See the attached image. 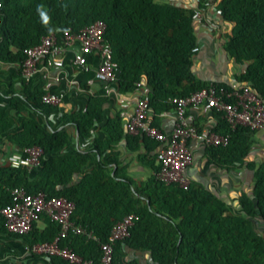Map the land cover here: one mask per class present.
Wrapping results in <instances>:
<instances>
[{
  "label": "trees",
  "instance_id": "16d2710c",
  "mask_svg": "<svg viewBox=\"0 0 264 264\" xmlns=\"http://www.w3.org/2000/svg\"><path fill=\"white\" fill-rule=\"evenodd\" d=\"M0 3V62L19 65L25 59V49L38 45L43 37L51 33L60 37L66 31L77 33L100 20L106 24L104 39L116 65L117 92L134 93L140 84L146 86L154 119L162 112L174 110L173 99L187 97L209 85L193 71L194 57L199 54L194 51L199 47L194 9L156 0ZM215 8L221 22L230 26L223 43L226 56L245 65L237 81L249 83L264 100V0H216ZM44 94L41 89L27 86L30 104L39 105ZM106 100L102 89L90 96L84 111L61 118L76 126L82 140L92 141L93 149L85 152L67 149L66 131H50L30 119L24 120L16 133L7 134L11 124L8 114L0 110V143L4 138L19 151L33 146L44 151L42 167L34 177L24 168H0V210L11 204L10 190L15 187H24L30 194L42 191L49 197H64L77 205L72 220L93 232L101 242L108 240L115 223L128 214H136L138 220L130 236L115 246L113 264H120L123 246L149 251L157 264H264V236L254 231L250 221L258 213L264 223V162L258 167L245 163L255 132L245 126L233 129L221 120L216 130L229 135L228 143L206 147L207 158L218 167L234 170L245 165L254 171L252 196H240L244 215H230L215 195L191 183L183 189L165 184L154 175L143 187L137 186L113 154L124 130L119 115L104 120ZM153 125L157 126L155 122ZM99 126L106 138L92 140ZM125 139L132 150L142 143L150 151L159 147L145 136L127 135ZM88 166L92 168L85 171ZM158 171L159 166L155 174ZM79 174L80 181L72 184L73 177ZM144 194L146 204H142ZM46 224L43 231L35 227L27 235L15 236L23 238L27 245L51 242L58 235L59 226L48 218ZM0 230L7 232L1 215ZM60 245L95 264L102 258L99 243L82 236L70 234ZM53 261L69 264L58 257Z\"/></svg>",
  "mask_w": 264,
  "mask_h": 264
},
{
  "label": "built area",
  "instance_id": "2783aa9c",
  "mask_svg": "<svg viewBox=\"0 0 264 264\" xmlns=\"http://www.w3.org/2000/svg\"><path fill=\"white\" fill-rule=\"evenodd\" d=\"M215 6L216 0H195L193 8L182 6L195 10L193 20L197 34L207 32L215 36L219 33L220 13ZM210 10L213 11L209 12ZM105 32L106 24L98 20L77 33L66 31L60 37L55 33L43 37L38 45L25 49V59L19 64L21 75L27 81L32 80L40 72L42 59L48 57L51 63H57L68 49L77 45L79 50L73 54V64L88 71V59L95 58V79L109 89L116 80V65L112 62L111 49L105 42ZM199 50L198 47L194 51ZM220 84L222 82L210 80L207 87L187 97L173 99L175 116L172 127L168 130L159 129L151 123L149 89L139 85V95L135 98L133 112L126 122L125 130L128 135L145 136L159 144L156 152L159 166V171L155 174L157 180L187 189L190 181L186 173L192 163V143L199 142L208 147L224 146L229 141V135L222 129L199 130L189 115L192 109L205 107L213 110L233 129L245 126L253 132L264 131V100L253 91L251 85L240 83L236 78L230 83H223L227 86ZM60 101L61 95L49 90L42 97V102L48 106H55ZM43 154L44 151L39 146L24 148L11 155L9 163L13 168L36 171L42 167ZM10 194L11 204L0 210L7 232L17 236L27 235L42 217L48 218L59 226L58 235L51 242L28 245L27 251L36 256L58 257L69 264H95L72 249L60 245L70 234L98 242L102 251L99 264H113L116 244L130 236V230L138 220L136 214L124 216L114 224L108 240L101 242L93 232H87L72 220L77 209L75 202L64 197H49L42 191L30 194L24 187L12 188Z\"/></svg>",
  "mask_w": 264,
  "mask_h": 264
},
{
  "label": "crops",
  "instance_id": "0c3cea01",
  "mask_svg": "<svg viewBox=\"0 0 264 264\" xmlns=\"http://www.w3.org/2000/svg\"><path fill=\"white\" fill-rule=\"evenodd\" d=\"M159 3H171L177 6L194 7L195 0H156ZM210 10L209 12H212ZM220 31L217 35H211L203 32L198 35L199 49L203 52L202 59L207 60L208 55L216 50H220L223 57H226L223 47L214 44V38H218L230 33V26L220 22ZM79 50L77 45L68 49L61 57L59 62L51 63L48 57L41 60L40 72L30 81H27L20 72L19 65L15 63L0 62V110L8 114L11 124L7 134H14L22 127V123L26 119L34 120L38 124L50 131L64 130L69 135L68 150H79L85 152L93 149L92 141H84L79 137L76 126L67 124L62 121L65 114L72 112L84 111L87 108L90 96L98 93L102 89L106 91L107 100L103 105L104 120L114 119L120 116L122 119V127L124 130L123 139L116 145L113 154L117 157L122 167L126 168L127 175L135 181L137 186L143 187L151 178L154 177L158 168L156 160L157 149L150 151L146 145L142 143L136 150H132L131 146L126 142L128 135L125 130L126 122L133 112L135 98L139 95V91L134 93L119 94L117 92L115 82L106 89L104 84L97 81L94 76L96 62L92 58L88 62L90 70L83 71L73 64V54ZM199 50V53H200ZM15 52V50L13 49ZM199 55V54H198ZM195 58V57H194ZM203 60V66L212 67L211 62ZM216 60V59H215ZM217 62V61H216ZM216 71L212 74V78L208 80H216L222 83H230L235 78L231 74H227L221 70V64H216ZM245 70L242 71L244 73ZM27 86L33 89L49 90L61 95V101L55 106L45 105L39 100V105L27 102ZM193 124L199 130L216 129L221 121L220 114L205 107L192 109L189 111ZM175 112H162L154 119V111L150 116V121L156 123L157 128L168 130L172 127ZM131 136V135H129ZM106 134L101 126L96 127L92 140H104ZM253 144L246 158V164L252 163L258 167L264 162V131L255 132ZM193 158L192 163L187 170V177L191 184L210 191L218 200L227 207L228 214L235 216H243L244 211L240 205V196L248 194L252 196L254 187V171L249 170L245 165L239 166L234 170H226L218 167L207 158L206 147L199 143H192ZM2 153H0V168L10 166L9 157L19 152V148L15 144L8 143L4 138L0 143ZM92 167L88 166L85 171H89ZM115 166L112 167L115 170ZM32 171L31 176L34 177L37 172ZM82 174L75 175L72 184H77ZM148 203L146 194L142 195V204ZM253 229L257 234L264 236V223L257 213L250 219ZM46 217L36 224L39 231L46 228ZM181 241V240H180ZM27 243L23 238L9 234L0 230V264H55L53 258L36 256L27 251ZM123 256L119 260L120 264H157L153 261L149 251L131 249L122 247Z\"/></svg>",
  "mask_w": 264,
  "mask_h": 264
},
{
  "label": "rangeland",
  "instance_id": "374dc122",
  "mask_svg": "<svg viewBox=\"0 0 264 264\" xmlns=\"http://www.w3.org/2000/svg\"><path fill=\"white\" fill-rule=\"evenodd\" d=\"M213 36V35H212ZM227 35L221 36V37H216L214 38V44H218V42L216 41V39H219V45H221L223 47V43L226 39ZM209 54V58H207V60H204V58L202 59V55L203 52L200 50L199 55H197L194 60H193V71L195 73V75L201 79L202 81L208 82V80L210 78H212V74H214L216 71V64H221V70H223V72L227 73V74H231L233 75L235 78L237 76H239L240 74H242V71L245 70V65H240L237 64L235 62H233L232 60H230L227 56L224 58L223 54L220 50H216V52H208ZM216 59V60H215ZM203 60L206 62H211L212 60V67L211 68H207V67H203ZM217 61V62H216Z\"/></svg>",
  "mask_w": 264,
  "mask_h": 264
}]
</instances>
